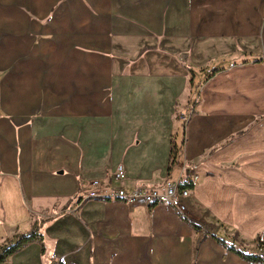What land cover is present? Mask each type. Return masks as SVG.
<instances>
[{
  "label": "crops",
  "instance_id": "crops-1",
  "mask_svg": "<svg viewBox=\"0 0 264 264\" xmlns=\"http://www.w3.org/2000/svg\"><path fill=\"white\" fill-rule=\"evenodd\" d=\"M119 164L188 214L86 198ZM38 218L2 264H263L219 239L264 244V0H0V242Z\"/></svg>",
  "mask_w": 264,
  "mask_h": 264
},
{
  "label": "built area",
  "instance_id": "built-area-1",
  "mask_svg": "<svg viewBox=\"0 0 264 264\" xmlns=\"http://www.w3.org/2000/svg\"><path fill=\"white\" fill-rule=\"evenodd\" d=\"M194 169V168H193ZM195 172V171H194ZM191 177L196 181L197 175ZM114 182L118 185L114 187H104L98 180L92 181L86 189V198H116L128 205L149 204L153 206L166 205L174 208L180 214L186 216L189 211L187 198L190 197L191 188H181V181L184 179H169L162 186L147 187L144 185L124 186L123 182L127 179V171L123 164H120L114 176ZM235 251L242 257L255 258L264 261V244L258 243L256 250L245 244L234 243Z\"/></svg>",
  "mask_w": 264,
  "mask_h": 264
},
{
  "label": "trees",
  "instance_id": "trees-1",
  "mask_svg": "<svg viewBox=\"0 0 264 264\" xmlns=\"http://www.w3.org/2000/svg\"><path fill=\"white\" fill-rule=\"evenodd\" d=\"M221 68L215 67L211 70V75L218 72ZM192 75L193 71L191 70ZM208 75V76H211ZM180 146L173 145L172 151H171V164L169 167V171L171 172L180 162V153H181ZM195 183L192 180L191 177L184 178L181 181V188H191L194 189ZM83 199V198H82ZM82 199H79L76 203L78 206ZM102 199H110L108 197H103ZM46 220L42 218H38L35 223H33L31 229L27 232H19L17 233L13 238H6L5 241L0 244V264L6 262L9 260V258L17 253L19 250L23 249L24 247L28 246L32 242H38L41 245L42 253L45 254L47 251V245L45 243V237L42 233V226L45 224ZM192 223V222H191ZM195 228H200L198 225L192 223ZM219 241L228 249L234 250V241L228 242L225 240L219 239ZM263 244V243H262ZM247 258V257H244ZM247 259H253L254 261H261L255 258H247ZM264 264V261H261Z\"/></svg>",
  "mask_w": 264,
  "mask_h": 264
},
{
  "label": "rangeland",
  "instance_id": "rangeland-1",
  "mask_svg": "<svg viewBox=\"0 0 264 264\" xmlns=\"http://www.w3.org/2000/svg\"><path fill=\"white\" fill-rule=\"evenodd\" d=\"M191 70L193 71V73H194V70L191 68ZM206 76V75H205ZM192 78H193V76H192V73L190 72V75L188 76V78H187V84H188V89L192 86L191 85V83H192ZM204 78V77H203ZM195 80H196V83H197V77L195 78ZM193 86H194V83H193ZM195 86H197V88H198V86H199V84H195ZM187 89V91H189ZM187 91L185 92V94L183 95V98H182V101H184L185 99H186V95H187ZM196 91H194V93H193V96L191 97V98H193V97H195L196 96V93H195ZM192 110H193V108H189V110H187V113H184V114H182V116H180L181 117V119H188L189 118V116L191 115V112H192ZM191 111V112H190ZM120 165V164H119ZM118 165V166H119ZM184 166L182 167V174L180 175V179H182V178H187L189 175L188 174H186L187 172H185L186 171V169L188 168V166H187V164H183ZM117 169V168H116ZM116 169H115V171H116ZM185 170V171H184ZM194 171H195V169H193ZM115 171H114V173H113V178H114V176H115ZM127 171V170H126ZM194 174L192 173V176H193ZM192 176H189V177H192ZM169 179H174V178H168L167 180H169ZM95 180H98V181H100L101 183H103V181H102V179L101 178H96V179H92L91 181H88L89 183L87 184V186L88 185H91V182L92 181H95ZM113 180H115V179H113ZM116 182V181H115ZM124 183V182H123ZM187 203H188V198H187ZM189 204V203H188ZM189 206V205H188ZM178 212V211H177ZM179 213V212H178ZM43 219V218H42ZM233 239H235V237H233ZM237 240V239H236ZM5 240H3L2 242H0V244H2L3 242H4ZM238 243H242V244H245L246 246H248L249 248H251V249H253V250H256L254 247H256L257 246V244L258 243H260V242H258V243H255V244H253V243H250V242H247V241H245V240H243V241H238ZM262 244V243H261Z\"/></svg>",
  "mask_w": 264,
  "mask_h": 264
}]
</instances>
